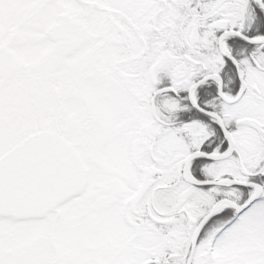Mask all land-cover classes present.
<instances>
[{
	"label": "snow or ice",
	"instance_id": "1",
	"mask_svg": "<svg viewBox=\"0 0 264 264\" xmlns=\"http://www.w3.org/2000/svg\"><path fill=\"white\" fill-rule=\"evenodd\" d=\"M0 264H264V0H0Z\"/></svg>",
	"mask_w": 264,
	"mask_h": 264
}]
</instances>
